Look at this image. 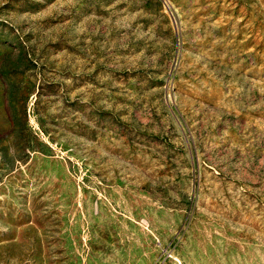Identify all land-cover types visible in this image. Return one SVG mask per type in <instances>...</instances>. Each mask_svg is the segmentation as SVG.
Segmentation results:
<instances>
[{
	"label": "rangeland",
	"instance_id": "obj_1",
	"mask_svg": "<svg viewBox=\"0 0 264 264\" xmlns=\"http://www.w3.org/2000/svg\"><path fill=\"white\" fill-rule=\"evenodd\" d=\"M0 264H264V0H0Z\"/></svg>",
	"mask_w": 264,
	"mask_h": 264
}]
</instances>
